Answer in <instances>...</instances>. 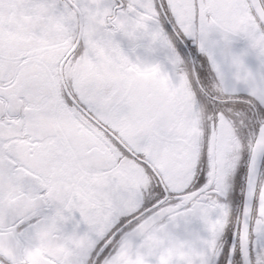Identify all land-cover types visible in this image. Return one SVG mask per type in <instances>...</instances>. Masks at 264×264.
Masks as SVG:
<instances>
[{
  "label": "snow or ice",
  "instance_id": "1",
  "mask_svg": "<svg viewBox=\"0 0 264 264\" xmlns=\"http://www.w3.org/2000/svg\"><path fill=\"white\" fill-rule=\"evenodd\" d=\"M0 264H264V0H0Z\"/></svg>",
  "mask_w": 264,
  "mask_h": 264
}]
</instances>
